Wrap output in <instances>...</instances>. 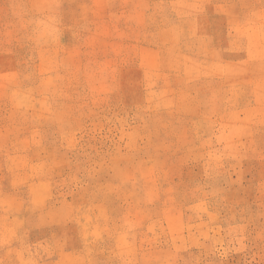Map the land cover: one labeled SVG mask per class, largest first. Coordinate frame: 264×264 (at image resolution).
Listing matches in <instances>:
<instances>
[{
    "label": "rangeland",
    "instance_id": "1",
    "mask_svg": "<svg viewBox=\"0 0 264 264\" xmlns=\"http://www.w3.org/2000/svg\"><path fill=\"white\" fill-rule=\"evenodd\" d=\"M0 264H264V0H0Z\"/></svg>",
    "mask_w": 264,
    "mask_h": 264
}]
</instances>
